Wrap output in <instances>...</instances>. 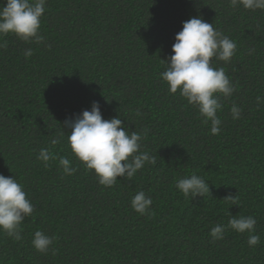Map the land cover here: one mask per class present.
<instances>
[{
    "label": "trees",
    "instance_id": "16d2710c",
    "mask_svg": "<svg viewBox=\"0 0 264 264\" xmlns=\"http://www.w3.org/2000/svg\"><path fill=\"white\" fill-rule=\"evenodd\" d=\"M195 17L237 45L230 63L216 65L235 86L217 113L218 135L161 79L176 34ZM40 35L39 44L0 39V174L14 176L35 207L21 240L0 232V264H264V10L230 0H47ZM94 102L104 119L146 131L142 150L156 156L154 166L108 188L75 160L65 121ZM42 148L77 172L65 176L58 159L45 167ZM193 172L210 195L191 200L176 189ZM139 191L153 201L145 216L130 204ZM229 213L256 218L259 245L232 230L211 238ZM37 230L55 237L47 253L31 244Z\"/></svg>",
    "mask_w": 264,
    "mask_h": 264
},
{
    "label": "clouds",
    "instance_id": "9594fccd",
    "mask_svg": "<svg viewBox=\"0 0 264 264\" xmlns=\"http://www.w3.org/2000/svg\"><path fill=\"white\" fill-rule=\"evenodd\" d=\"M46 4L47 0H3L0 4V39L13 35L25 44L41 43V18ZM230 6L250 11L264 10V0H230ZM236 48L235 41L216 30L213 24L195 17L183 23L182 30L175 36L173 55L164 61L166 69L161 73V79L168 92L178 94L195 108L203 123L210 124L212 135L221 131L222 121L217 113L223 108V100L230 99L235 92L224 67L216 65L230 63ZM32 54L31 48L24 52L26 57ZM257 103H261L260 97H257ZM230 112L233 120H239L242 109L233 103ZM65 127L71 129L67 143L72 156L104 187L114 186L118 178L131 180L146 165L157 163L156 156L142 150L146 131H129L119 116L104 119L98 103H93L91 111L85 110L75 119L66 120ZM65 133L62 131L59 138L51 143H60ZM37 159L45 167L58 159L65 176L74 175L78 170L68 157H57L48 148H42ZM175 187L191 200L210 195L209 183L194 172L178 178ZM223 201L238 206L237 196H227ZM152 203L144 191L137 192L130 201L131 208L141 216L150 214ZM34 211V204L23 185L14 176L0 174V232L16 241L21 240V225ZM229 215L227 224L217 223L211 228L210 236L214 241L223 240L225 233L232 230L238 234L247 233L250 247L260 244V236L254 234L255 217ZM54 240V236L37 230L31 244L37 252L44 254L50 250Z\"/></svg>",
    "mask_w": 264,
    "mask_h": 264
}]
</instances>
